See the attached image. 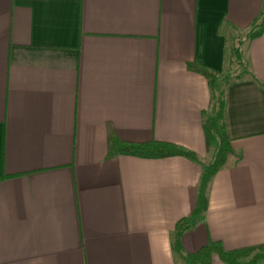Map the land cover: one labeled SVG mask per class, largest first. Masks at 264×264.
<instances>
[{
    "label": "crops",
    "instance_id": "1",
    "mask_svg": "<svg viewBox=\"0 0 264 264\" xmlns=\"http://www.w3.org/2000/svg\"><path fill=\"white\" fill-rule=\"evenodd\" d=\"M264 0H0V264H194L207 80ZM225 89L233 153L180 246L264 244V30ZM193 152L108 156V141ZM211 264H225L212 255Z\"/></svg>",
    "mask_w": 264,
    "mask_h": 264
},
{
    "label": "trees",
    "instance_id": "2",
    "mask_svg": "<svg viewBox=\"0 0 264 264\" xmlns=\"http://www.w3.org/2000/svg\"><path fill=\"white\" fill-rule=\"evenodd\" d=\"M264 30V13L246 30L243 36L233 40L230 49L231 56L238 67L244 64L242 58V45L247 40H252ZM189 68L204 76L211 92V115H205L202 128L205 137L207 151H212L211 160L202 164V173L197 188V201L191 219L185 218L176 225L174 241L175 251L181 254L187 263L211 264L212 255H217L225 264H264V244L226 250L219 242L209 241L195 253H184L180 246V237L184 231L193 227L195 220L207 207V190L213 175L224 166L229 155L233 153L231 140L226 134L224 124L225 112V89L235 80H239L244 71L235 75L233 73H217L197 65H189ZM117 154L132 155L143 158H161L166 156L180 155L190 160L197 161V156L190 151L181 149L173 144L151 141L135 144L120 141L112 136L108 141V156Z\"/></svg>",
    "mask_w": 264,
    "mask_h": 264
},
{
    "label": "rangeland",
    "instance_id": "3",
    "mask_svg": "<svg viewBox=\"0 0 264 264\" xmlns=\"http://www.w3.org/2000/svg\"><path fill=\"white\" fill-rule=\"evenodd\" d=\"M227 61H228V69H227V71L225 73H230V74L233 73L235 75L236 73H238L240 71H244L245 72L244 64L242 66L238 67L236 65L234 59L231 56V52H228ZM208 152H209V155L212 157V151L210 150Z\"/></svg>",
    "mask_w": 264,
    "mask_h": 264
}]
</instances>
